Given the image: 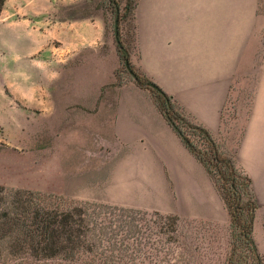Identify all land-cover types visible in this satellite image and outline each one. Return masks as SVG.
Masks as SVG:
<instances>
[{
    "label": "rangeland",
    "instance_id": "1",
    "mask_svg": "<svg viewBox=\"0 0 264 264\" xmlns=\"http://www.w3.org/2000/svg\"><path fill=\"white\" fill-rule=\"evenodd\" d=\"M14 1L6 0L0 24V185L51 194L67 202L89 201L138 210L133 218L122 216L128 228L121 232L127 245L121 264H223L230 252L231 236L230 215L222 198L217 218L183 214L181 211L208 213L207 204L194 201L192 205L187 196L174 201L179 212L150 208L167 198L151 189L150 183L129 179L121 170L125 163L109 176L127 150L112 138V132L90 117L70 124V117L60 116L64 109L85 108L82 104L101 107L102 101L115 109L116 88L135 83L137 74L141 75L132 63L134 23L131 14L124 12L125 0H23L27 11L16 14L7 11ZM32 2L40 8L51 2L50 19L94 21L93 45L67 52L58 46L54 32L40 39L23 35L27 23L21 15L35 13ZM117 14L119 43L127 52L136 80L126 70L115 41ZM14 15L19 21H14ZM64 39L66 44L69 34ZM251 79L249 76L246 94L252 93ZM148 80L140 87L148 90L156 103V92L147 86ZM82 94L90 95L91 101L82 102ZM179 126L193 146L205 148L197 134ZM239 133L238 128L232 139L227 134L216 141L222 152L234 155ZM141 184H147L145 189L139 187Z\"/></svg>",
    "mask_w": 264,
    "mask_h": 264
},
{
    "label": "crops",
    "instance_id": "2",
    "mask_svg": "<svg viewBox=\"0 0 264 264\" xmlns=\"http://www.w3.org/2000/svg\"><path fill=\"white\" fill-rule=\"evenodd\" d=\"M22 1H14L7 11H25ZM4 7L6 0L0 24ZM31 7L35 13L21 15L27 23L23 35L40 39L54 32L58 46L67 52L93 45L94 21L50 19L51 2L43 8L32 2ZM12 18L19 21L17 15ZM133 23L132 63L141 75L167 94L183 115L205 127L215 141L227 134L232 139L239 128L234 158L251 179L256 203L252 237L264 264V0H136ZM66 33L70 39L65 44ZM249 76L252 93L246 94ZM116 89L113 110L102 101L101 107L82 104L85 108L64 109L60 116L70 117V124L90 117L112 132V138L127 150L109 176L125 163L121 170L129 179L150 183L151 189L167 198L150 208L179 212L174 201L187 196L192 205L194 201L207 204L208 213L183 214L217 218L222 200L209 174L170 126L151 93L132 82ZM91 99L88 94L80 96L82 102ZM147 184L139 187L145 189Z\"/></svg>",
    "mask_w": 264,
    "mask_h": 264
},
{
    "label": "trees",
    "instance_id": "3",
    "mask_svg": "<svg viewBox=\"0 0 264 264\" xmlns=\"http://www.w3.org/2000/svg\"><path fill=\"white\" fill-rule=\"evenodd\" d=\"M4 3L0 0V13ZM135 5L136 0H125L124 12L131 14L132 21ZM119 50L127 58L121 44ZM144 81L149 80L137 74L135 83L142 87ZM155 92L158 109L204 166L229 212L230 252L223 264H263L252 237L256 203L250 177L234 155L221 151L205 127L178 113L161 89ZM179 124L197 134L205 148L193 146ZM138 212L89 201L67 202L51 194L0 185V264H121L127 249L121 232L128 228L122 216L133 218Z\"/></svg>",
    "mask_w": 264,
    "mask_h": 264
},
{
    "label": "water",
    "instance_id": "4",
    "mask_svg": "<svg viewBox=\"0 0 264 264\" xmlns=\"http://www.w3.org/2000/svg\"><path fill=\"white\" fill-rule=\"evenodd\" d=\"M114 37H115V41L116 43L119 45V39H118V14L115 16V19H114ZM124 66L126 68V70L129 72V74L132 76V78L134 80H136V75L134 74V72L131 70L130 66H129V62H128V59L125 58L124 59ZM147 86L157 92H160V89L159 87L154 83V82H148L147 83Z\"/></svg>",
    "mask_w": 264,
    "mask_h": 264
}]
</instances>
